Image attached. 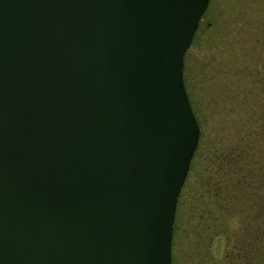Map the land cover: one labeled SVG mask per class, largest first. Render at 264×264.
<instances>
[{
  "label": "water",
  "instance_id": "obj_1",
  "mask_svg": "<svg viewBox=\"0 0 264 264\" xmlns=\"http://www.w3.org/2000/svg\"><path fill=\"white\" fill-rule=\"evenodd\" d=\"M207 1L0 0V264H171Z\"/></svg>",
  "mask_w": 264,
  "mask_h": 264
},
{
  "label": "rangeland",
  "instance_id": "obj_2",
  "mask_svg": "<svg viewBox=\"0 0 264 264\" xmlns=\"http://www.w3.org/2000/svg\"><path fill=\"white\" fill-rule=\"evenodd\" d=\"M181 75L198 136L176 196L170 263L261 264L252 248L262 250L264 210L252 204L264 199V0H208Z\"/></svg>",
  "mask_w": 264,
  "mask_h": 264
},
{
  "label": "trees",
  "instance_id": "obj_3",
  "mask_svg": "<svg viewBox=\"0 0 264 264\" xmlns=\"http://www.w3.org/2000/svg\"><path fill=\"white\" fill-rule=\"evenodd\" d=\"M241 173H242V175L243 176H247V175H249L248 173H250L249 172V167H247V164H245V166L243 167V168H241ZM251 175V174H250ZM251 176H249V178H250ZM244 178V177H243ZM257 177L256 176H254V177H251V181H252V183H251V186H250V191H251V193L252 194H254V195H257L258 193H256V190H257V185H255V183H256V180H258V179H256ZM245 179V178H244ZM255 199H257L258 201H257V203H255V204H252V206H253V208L254 209H258V208H263V210H264V199H258V198H255ZM256 205H258L257 207H256ZM255 206V207H254ZM261 210V209H260ZM262 213H263V211H262ZM227 222H225V225L227 226ZM230 235H232V233L230 234ZM233 236V235H232ZM257 238L258 239H261L262 241V244H261V248H262V250H259V246H255V247H253L252 248V250L254 251L253 252V255H256L257 253H261V255H262V257H260V259H259V261H261V264H264V227H263V229H262V231L260 232V236L259 235H257ZM225 241H228V239L229 240H232V237L230 238V236H225ZM257 240V239H256ZM235 241V240H234ZM232 242V241H231Z\"/></svg>",
  "mask_w": 264,
  "mask_h": 264
}]
</instances>
